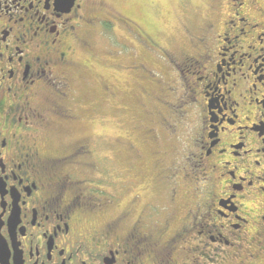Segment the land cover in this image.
Returning <instances> with one entry per match:
<instances>
[{
    "label": "flooded vegetation",
    "instance_id": "1",
    "mask_svg": "<svg viewBox=\"0 0 264 264\" xmlns=\"http://www.w3.org/2000/svg\"><path fill=\"white\" fill-rule=\"evenodd\" d=\"M224 5L196 7L190 49L169 39L166 52L176 87L161 127L174 139L171 121L183 134L200 107L185 136L203 177L186 183L166 157L154 188L137 181L141 163L109 174L107 161L99 207L71 191L73 171L92 166L83 145L47 155L41 140L76 118L67 81L90 68L74 44L93 53L113 22L137 24L102 0H0V264H264V0Z\"/></svg>",
    "mask_w": 264,
    "mask_h": 264
},
{
    "label": "rangeland",
    "instance_id": "2",
    "mask_svg": "<svg viewBox=\"0 0 264 264\" xmlns=\"http://www.w3.org/2000/svg\"><path fill=\"white\" fill-rule=\"evenodd\" d=\"M102 1L112 4L126 17H133L137 27L131 30L113 22L105 37L93 41V53L88 54L85 44H74L75 61L88 63L90 68L81 81L77 77L67 81V87L78 89L76 118L67 124L53 120L54 127L67 125V129L53 130L41 140V151L47 155L63 156L72 146L76 145L77 149L83 145L81 153H85L78 160L92 163L93 167L73 171V177L80 183L79 188L72 185L71 191L91 195L93 205L99 207L109 199L103 198L96 188L103 189L96 181H102L107 161L109 174L115 168L132 174L141 163L145 174L137 181L154 188L166 178L168 160L171 172L179 171L176 177L183 176L186 183L196 184L203 177L204 172L196 167L193 147H188L189 136H185L199 129L200 107L194 106L188 119H184V127L188 129L183 134H177V122L171 121L174 139L161 127L160 118L166 117L163 104L166 99L169 101L170 89L176 87L175 77L166 63L168 40L172 39L177 48L189 50L187 29H193L192 23L199 20L194 15L196 7L204 9L209 0ZM221 1L224 7V0ZM176 111L173 115H177ZM154 118L159 124L154 123ZM114 173L116 170L108 178L111 182L117 181Z\"/></svg>",
    "mask_w": 264,
    "mask_h": 264
},
{
    "label": "trees",
    "instance_id": "3",
    "mask_svg": "<svg viewBox=\"0 0 264 264\" xmlns=\"http://www.w3.org/2000/svg\"><path fill=\"white\" fill-rule=\"evenodd\" d=\"M93 166H91L88 170H91ZM96 182H99V180H97ZM102 182V181H101Z\"/></svg>",
    "mask_w": 264,
    "mask_h": 264
}]
</instances>
